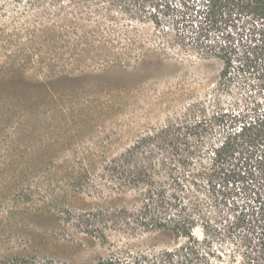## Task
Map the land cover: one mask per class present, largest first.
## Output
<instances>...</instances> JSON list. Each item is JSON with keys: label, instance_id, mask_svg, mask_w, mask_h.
I'll return each mask as SVG.
<instances>
[{"label": "rangeland", "instance_id": "obj_1", "mask_svg": "<svg viewBox=\"0 0 264 264\" xmlns=\"http://www.w3.org/2000/svg\"><path fill=\"white\" fill-rule=\"evenodd\" d=\"M161 1L142 14L134 0H0V264H162L185 242L151 219L137 173L148 166L154 190L171 191L166 166L181 151L155 133L262 98L264 66L222 78V60L190 43L188 1ZM185 197L206 215L236 213L233 190L220 206L203 187Z\"/></svg>", "mask_w": 264, "mask_h": 264}, {"label": "trees", "instance_id": "obj_2", "mask_svg": "<svg viewBox=\"0 0 264 264\" xmlns=\"http://www.w3.org/2000/svg\"><path fill=\"white\" fill-rule=\"evenodd\" d=\"M187 1L182 5L195 26L190 43L203 55L222 60V78L247 80L264 66V0ZM152 8L157 11L165 6L161 0H134L131 10L145 14ZM155 134H173V148L181 151L177 163L166 166L171 191L163 184L154 190L156 181L148 166L140 168L137 184L149 186V208L155 207L151 219L157 227L169 228L177 239H185L182 245L165 251L159 263L264 264V96L247 95L231 109L204 110L184 126L172 125ZM181 135L187 138L181 142L184 147L179 144ZM150 137L143 139L152 140ZM189 137L200 143L194 145ZM200 144L206 157L194 169L193 154ZM121 161L114 163L120 167L125 162ZM189 187L206 188L218 206L220 195L233 190L238 195L236 213L215 217L201 213L185 197ZM197 228L202 230L201 238L195 233ZM219 240L222 243L217 246Z\"/></svg>", "mask_w": 264, "mask_h": 264}]
</instances>
